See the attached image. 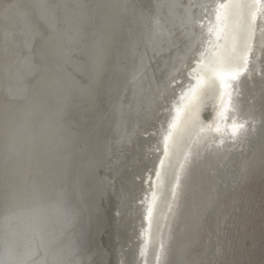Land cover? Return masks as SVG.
I'll return each mask as SVG.
<instances>
[{
    "label": "bare ground",
    "instance_id": "1",
    "mask_svg": "<svg viewBox=\"0 0 264 264\" xmlns=\"http://www.w3.org/2000/svg\"><path fill=\"white\" fill-rule=\"evenodd\" d=\"M254 179L264 0H0V264H152L168 198L154 264H226L203 233Z\"/></svg>",
    "mask_w": 264,
    "mask_h": 264
},
{
    "label": "rangeland",
    "instance_id": "2",
    "mask_svg": "<svg viewBox=\"0 0 264 264\" xmlns=\"http://www.w3.org/2000/svg\"><path fill=\"white\" fill-rule=\"evenodd\" d=\"M215 86L216 85L212 84L204 89L203 96L201 95L200 101L197 104L194 114L188 117L189 122L194 115L197 119H199L194 121V123L197 124L192 131L190 130L189 133L188 124L186 126V131L182 135V138L184 140V147L175 159V164L177 165V167L180 165L183 152L186 150L188 145L192 143H199L203 141L206 137L211 136V134H214L217 131L209 124V120L212 114V101L210 100V97L213 94V92L211 91L215 88ZM204 113L205 115H203ZM246 128L247 127L244 124L234 125L231 129L230 137L232 139L238 138L240 132L245 131ZM180 142L181 141H179V143ZM263 189L264 181L262 179H254L250 184H248V186L244 188V190L246 191V195L245 192H243L241 195L242 199H238L237 202L234 204L235 208L237 207L236 210H233L232 208V210L229 211L231 217L228 216L226 219L225 226L228 229V231L224 230L226 234H224L223 232L216 233L214 218L211 219V222L207 225V230L203 233L202 242H209L212 236V231L214 230L215 247L221 250H227L228 260H226V264H239L241 259L240 254L243 252V249L249 245L253 246L250 249V252H253L251 253V256H260V260H263L260 264H264V232L262 231V226L264 225ZM170 200L171 199L168 198V200H166L162 206L158 226V239L156 240L153 247L152 264L155 263V255L159 250L161 241H163V239L165 238L164 226L166 224V218H164V214L168 212ZM223 202L224 206L230 205V201L228 199L224 200ZM212 263H214V261L210 262V264ZM247 264H250V262H247Z\"/></svg>",
    "mask_w": 264,
    "mask_h": 264
},
{
    "label": "water",
    "instance_id": "3",
    "mask_svg": "<svg viewBox=\"0 0 264 264\" xmlns=\"http://www.w3.org/2000/svg\"><path fill=\"white\" fill-rule=\"evenodd\" d=\"M203 115H205V113Z\"/></svg>",
    "mask_w": 264,
    "mask_h": 264
}]
</instances>
